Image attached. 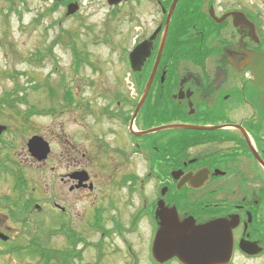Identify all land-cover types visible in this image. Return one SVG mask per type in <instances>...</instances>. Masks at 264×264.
<instances>
[{
	"label": "flooded vegetation",
	"instance_id": "obj_1",
	"mask_svg": "<svg viewBox=\"0 0 264 264\" xmlns=\"http://www.w3.org/2000/svg\"><path fill=\"white\" fill-rule=\"evenodd\" d=\"M23 1L0 0L1 37L15 4ZM173 1L127 0L116 6L104 1L112 17L122 11L124 20L135 24L138 43L158 31L150 57L133 76L135 93L118 81L100 90L85 84L84 92L75 84L63 90L54 110L31 106L21 115L23 122L38 112L56 117L54 137L51 130L40 131L26 143L30 167L45 168L54 180L48 196L40 185L31 187L29 206L36 214L44 209L54 216L55 233L66 247L121 245L134 257L129 237L147 229L151 256L160 228L157 213L163 211L172 232L214 226L204 242L193 237L185 246L210 248L202 259L195 254L199 261L195 264H208L217 247H232L226 264H264V88L255 84L259 79L254 63L246 57L252 53L264 57V33L247 6L224 8V0H177L145 96ZM73 3L78 10L67 15ZM51 4L52 13L72 18L81 12L83 0ZM233 12L243 13L253 30L235 25ZM172 38L175 44L166 51ZM0 125L6 128L0 136L2 174L20 178L13 187L23 194L29 182L9 156L13 146L7 139L9 127ZM34 137L48 145L41 161L28 150ZM52 161L54 166L48 167ZM22 209L17 211L20 217ZM27 210L25 219L31 217ZM228 232L230 244H223ZM163 264L184 263L174 256Z\"/></svg>",
	"mask_w": 264,
	"mask_h": 264
},
{
	"label": "rangeland",
	"instance_id": "obj_2",
	"mask_svg": "<svg viewBox=\"0 0 264 264\" xmlns=\"http://www.w3.org/2000/svg\"><path fill=\"white\" fill-rule=\"evenodd\" d=\"M104 1L83 0L81 12L68 18L64 12L52 13L49 0H24L15 4V14L10 17L5 37H1L0 29V124L9 127L11 133L7 139L13 144L9 156L22 168L21 173L29 182L27 190L21 194L13 187V177L8 173L0 174V233L11 238L0 240V264H44L38 251L26 249L33 247L34 241L45 245L49 253L59 255L48 264H64V252L73 249L66 247L56 235L53 215L46 214L44 209L41 214H36L32 204L29 206V196H34L31 187L40 185L47 193L54 180L49 179L50 173L45 168L30 167L26 143L31 134L40 131L51 130L49 135L54 137L56 117L38 112L23 122L21 115H26L31 106L39 111L54 110L63 90L71 89L75 84L82 86L84 92L85 84L92 83L95 90H100L118 81L130 86L129 93H135L134 75L127 59L128 53L139 44L135 24L124 20L122 11L117 10L112 17ZM237 3L247 6L264 33V0H224L222 7ZM71 46L88 60L77 71ZM47 86L56 95L54 92L51 95ZM4 98L12 104L3 102ZM50 165L54 166L53 161L48 167ZM4 197L5 201L18 200L20 205H28L31 217L25 221L20 220L23 218L20 216L13 220L9 210L15 208L10 203L4 204ZM39 201L38 205L43 208ZM48 210L50 208L46 212ZM129 240L134 257L121 245L76 247L69 264H153L148 253L150 247H146L147 229Z\"/></svg>",
	"mask_w": 264,
	"mask_h": 264
},
{
	"label": "water",
	"instance_id": "obj_3",
	"mask_svg": "<svg viewBox=\"0 0 264 264\" xmlns=\"http://www.w3.org/2000/svg\"><path fill=\"white\" fill-rule=\"evenodd\" d=\"M54 1L60 2V1H65V0H54ZM122 1H127V0H107V4L109 6H114V5L119 4ZM176 3H177V0H174L171 6L170 12L168 13L165 26H164L165 27L164 35L159 45L158 54H157V57L154 63L153 72L150 75V79L148 81V84L144 92L145 96L150 88V85H151V82L154 76V71L159 62V59H160V56H161V53H162V50L165 44L166 32H167L168 24L170 21V17L172 15V12L174 10ZM77 9L78 7L76 3L70 4L68 6L67 14L68 15L73 14ZM231 15L233 17V21L235 25L249 26L250 29L253 30V25L250 24L246 20L245 16L242 13L234 12ZM224 19L225 18H222L218 20L217 22H221ZM157 32L158 31H156L152 35L149 41H145L137 45L132 50V52L129 54L128 58H129V63H130L132 71L134 72L139 71L144 61L147 58H149L151 54V40L154 38ZM246 57H248L247 59L253 60L254 64L252 66L255 69V72L259 79L255 81V84L260 86L261 88H264V57L263 55L258 54V53H252L250 55H247ZM176 127L186 128V129L198 128V127L185 126V125H179ZM4 130H5V127L0 125V135ZM28 150L30 154L34 158H36L38 161L45 159L49 151L48 145L44 143L41 139L36 138V137L32 138L29 141ZM157 215L160 219V228L155 235V238L152 244V249H151L152 257L157 264H163L174 256L178 257L184 264H192L190 262L191 259L193 261V264H195L199 262L195 258L197 256L195 254H198L201 257L202 253H205V251L210 250L209 247H185V246L193 243V240H192L193 237H195L194 240L196 241L203 240L201 242H204V239L209 237L210 230L208 229L212 226L207 225V226L198 227L196 229H191V230H188L187 228L183 230H179L175 228V231L172 232L168 226L167 213L163 211H159ZM0 238L4 239L5 237L3 234H0ZM223 244H230L229 232H228V235L224 233ZM179 245H182V247H180ZM231 248L232 247H217L216 256H213V258L208 262V264H226L229 261V258L231 255ZM194 249H198V250L195 251Z\"/></svg>",
	"mask_w": 264,
	"mask_h": 264
},
{
	"label": "trees",
	"instance_id": "obj_4",
	"mask_svg": "<svg viewBox=\"0 0 264 264\" xmlns=\"http://www.w3.org/2000/svg\"><path fill=\"white\" fill-rule=\"evenodd\" d=\"M174 25H175V23H174ZM174 44H175V43H174L173 38L170 39V40H169V43H168V46H167V48H166V51H171V49L173 48ZM71 49H72V52H73V55H74V60H75V67H76V69H78L79 66H80L82 63H84V62L87 63V62H88L87 58L84 57V56H81V55L78 53L77 49H76L74 46H72ZM64 98L69 99L70 97H69V96H65ZM2 101L8 103V102H9V99L4 98ZM11 104H12V102H11ZM11 107H14V106H11ZM4 168H5V167H0V172H1L0 174L5 173ZM2 171H3V172H2ZM15 179L19 180L20 178L15 177ZM15 179H14V180H15ZM3 199H4V200H3V201H4V204H6V203H10V204H12L13 207H15V210H9L10 213L12 214L13 220H15L14 217H16V218L19 217V215L17 214V211H18V209L21 208V207L23 208L22 211L24 212V216H25V214H26L27 211H28V210H27V209H28V205H25V206H24V205H20V203H19L18 200H16V202H15V201L12 202V201H8V200L5 201V197H4ZM1 205H2V204H1ZM24 216H21V217H23V218L20 219V220L25 221L26 219L24 218ZM32 245H33V246H38V247H26V249H28V250H32V251L34 250L35 252L38 251L39 256H40L41 259H43L44 264H48V262L55 261V258H58V257H59V255H58L57 253H55V252H54V254L51 253V252L49 253V252L47 251L46 248L42 247V245L39 244V243L36 242V241H34V243H32ZM39 245H40V247H39ZM20 248L23 249V247H20ZM72 248H73V249H71V250H66V251L64 252V254H65V257H64V259H63V263H64V264H69V261L72 259V257H73V252L75 251L76 247H72ZM16 250H18V248H17Z\"/></svg>",
	"mask_w": 264,
	"mask_h": 264
}]
</instances>
